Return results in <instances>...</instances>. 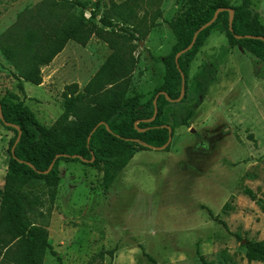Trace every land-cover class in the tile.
<instances>
[{"label": "rangeland", "instance_id": "obj_1", "mask_svg": "<svg viewBox=\"0 0 264 264\" xmlns=\"http://www.w3.org/2000/svg\"><path fill=\"white\" fill-rule=\"evenodd\" d=\"M44 1L0 0V37L23 11ZM83 1L90 2L86 17L95 11L99 22L114 4L132 0ZM222 1L231 7L242 4ZM251 1L264 25V0ZM137 3L138 20L152 28L145 38L135 32L136 40L126 45L130 70L117 84L124 83L125 97L139 95L147 103L165 83L166 68L156 59L170 55L177 44L170 24L187 2ZM113 22L120 43L135 31ZM112 54L98 37L85 47L72 41L42 69V86L23 83L24 95L0 49V99L24 102L50 128L64 113L66 87L77 83L84 92ZM208 63L217 67V81L190 128L176 129L166 149L140 151L120 169L62 161L60 178L30 193L29 219L47 229L57 254L49 252L45 264H58V256L64 264H202L200 254L214 264H250L236 235L244 243L264 241V79L259 77L264 63L231 47L218 27L191 65L188 93L182 90L170 110L186 93L182 105L196 103L195 77ZM15 137L0 124V189L6 186Z\"/></svg>", "mask_w": 264, "mask_h": 264}, {"label": "trees", "instance_id": "obj_2", "mask_svg": "<svg viewBox=\"0 0 264 264\" xmlns=\"http://www.w3.org/2000/svg\"><path fill=\"white\" fill-rule=\"evenodd\" d=\"M186 2L185 11L170 24L177 36V44L170 55L156 59L166 68L165 83L147 103H142L139 95L125 97L124 83L117 84L130 70L126 45L136 40L135 32L145 38L152 28L146 21L138 20L137 0L114 4L99 22L95 11L89 19L86 17L85 11L90 6L88 1L46 0L23 11L15 26L0 37V49L16 71L14 75L24 95L23 83L42 86V69L49 66L68 43L73 41L85 47L93 37H98L113 50L84 92L77 83L66 87L64 113L50 128L42 125L24 102L13 97L0 99V124L16 133L6 186L0 189V264H45L49 252L57 256L49 232L31 222L28 207L32 204L30 193L60 178L62 161L89 166L112 165L120 169L136 153L166 146L170 129L173 134L178 128H190L195 112L217 81V67L205 64L195 77L196 103L182 105L189 90L191 65L213 30L221 27L231 47H240L264 63V40H261L264 25L251 0H242L237 7L228 6L222 0ZM222 10L224 12L219 13ZM217 13L216 21L204 28ZM113 21L123 27H133L135 31L120 43L114 38L117 35ZM111 28L112 31L108 30ZM182 75L185 76L187 93L172 111L173 100H177L183 90ZM259 77L264 79V76ZM101 123L104 125L96 130ZM109 183L107 180V186ZM246 194L253 201L258 199L252 190L247 189ZM236 238L244 244L250 264L264 263V241L248 239L244 243L239 235ZM57 259L58 264H64L61 257ZM200 260L202 264H214L201 254Z\"/></svg>", "mask_w": 264, "mask_h": 264}, {"label": "water", "instance_id": "obj_3", "mask_svg": "<svg viewBox=\"0 0 264 264\" xmlns=\"http://www.w3.org/2000/svg\"><path fill=\"white\" fill-rule=\"evenodd\" d=\"M230 13H231V19H230V22H231V24H232V22H233V11L231 10L230 11ZM218 14L219 13H217L216 14V16H215V18H214V20L211 22V23H209L207 26H205L204 28H206V27H208V26H210L213 22H215L216 21V19H217V17H218ZM203 28V29H204ZM198 34L199 33H197L196 34V36H195V38H194V42H193V44L195 43V41H196V39H197V37H198ZM261 40H264V38L263 39H261ZM192 47V46H191ZM190 47V48H191ZM189 48V49H190ZM188 49V50H189ZM182 78H183V90H185V86H186V80H185V76L184 75H182ZM158 99V98H157ZM157 99L155 100V105H157ZM157 113H158V111H156V115H157ZM0 115H2V106H1V104H0ZM101 125H104V123H101V124H99L97 127H96V130L98 129V127H100ZM109 129V128H108ZM170 140H169V142H168V144L166 145V146H164L163 148H153V149H166L169 145H170V143H171V141H172V129H170ZM20 136H21V132H20ZM89 141H90V138H89Z\"/></svg>", "mask_w": 264, "mask_h": 264}]
</instances>
